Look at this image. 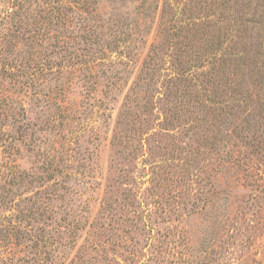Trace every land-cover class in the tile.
Instances as JSON below:
<instances>
[{"label": "rangeland", "instance_id": "1", "mask_svg": "<svg viewBox=\"0 0 264 264\" xmlns=\"http://www.w3.org/2000/svg\"><path fill=\"white\" fill-rule=\"evenodd\" d=\"M0 264H264V0H0Z\"/></svg>", "mask_w": 264, "mask_h": 264}]
</instances>
